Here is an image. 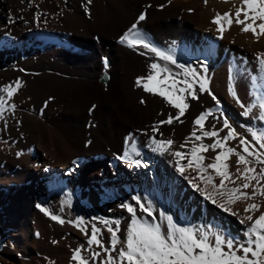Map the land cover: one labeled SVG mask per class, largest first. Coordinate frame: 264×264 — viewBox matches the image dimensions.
Listing matches in <instances>:
<instances>
[{"label": "bare ground", "instance_id": "obj_1", "mask_svg": "<svg viewBox=\"0 0 264 264\" xmlns=\"http://www.w3.org/2000/svg\"><path fill=\"white\" fill-rule=\"evenodd\" d=\"M240 3L92 0L85 11L86 0H0V89L14 86L18 80L23 84L8 102L14 103L15 109L5 111L0 119V264H75L71 256L81 246V255L89 258L90 264H102L106 253L95 245L88 246V237L69 221L83 218L89 235L95 225L100 229L98 238L111 249L110 233L102 221L120 220L117 235L123 240L124 222H131V217L120 205L131 203L139 209L133 196L152 205L156 222L163 212L172 215L180 226L210 235L223 233L237 244L246 243L251 222L241 223V219L243 209L253 201L232 205V211L241 215L223 211L191 187L189 180L198 176L197 171L189 168L181 175L177 171L179 158L153 151L151 145L153 137L172 139L170 151L188 154L193 143H213L215 138L189 139L194 128L198 129L194 120L210 110L213 115L207 118L205 130L222 129L227 118L238 135L227 146L241 151L242 137L260 151L251 138V131L264 132L260 110L257 106L244 115L230 89L245 106L264 99V80L257 60L258 54L264 53V37L257 42L250 32L242 33L241 26L233 24L221 39L217 26L211 23L217 13L234 14V6ZM38 11L46 14L39 22L35 19ZM142 13L146 19L138 29L145 38L171 55L176 64L197 73L196 78L188 79L197 80L193 87L198 99L192 100L185 93L190 107L181 117L183 123L174 120L161 125L157 132L152 126L178 110L145 92L136 80L149 74L152 63L167 66L177 79L184 76L176 64L139 46L119 43ZM200 77L208 79L217 100L199 92ZM0 95L7 99L6 93ZM227 131H220V137ZM196 134L201 135L199 130ZM129 136L134 138L139 156L131 151ZM126 150L129 158H124ZM219 151L201 153L204 164ZM190 158L188 155L179 164H187ZM247 158L257 173L264 167ZM236 159L232 156L227 161L230 172L236 171ZM239 167L243 171L245 166ZM209 174L218 184L220 178L211 169L205 175ZM252 185L258 187L255 181ZM247 191L251 194V189ZM255 202L264 211V197L257 195ZM38 204L65 223L46 216ZM137 214L153 220L146 213ZM91 251L101 255L93 261Z\"/></svg>", "mask_w": 264, "mask_h": 264}, {"label": "snow or ice", "instance_id": "obj_2", "mask_svg": "<svg viewBox=\"0 0 264 264\" xmlns=\"http://www.w3.org/2000/svg\"><path fill=\"white\" fill-rule=\"evenodd\" d=\"M91 3L92 0H86L85 11L88 10L87 5H91ZM205 3H207V0H205ZM234 7V14L230 11L223 14L217 13L211 21L212 24L217 26L216 31L219 38L222 39L223 33L235 24L241 26L242 33L250 32L258 42L261 37H264V0H241L240 5ZM41 15L46 14L38 11L35 16L37 22L40 21ZM145 19L146 15L142 13L138 20L123 33L119 43H126L130 48L139 46L164 61L176 64L171 55L159 50L138 29V24ZM9 20L12 23L15 22L11 14ZM257 21L260 23L257 24ZM140 54L144 55L145 53L141 52ZM257 60L262 73L261 79L264 80V53L258 54ZM104 66L106 68L108 66L107 59L104 60ZM176 67L182 70L183 80L177 79L167 66L161 67L157 63L150 65V71L146 77H139L136 80L138 87H142L147 93L161 97L168 105L178 110L175 115L169 113L166 120L153 125V132H157L163 124H172L174 120L183 123L181 117L185 115L190 107L189 103L186 102L185 93L191 96L192 100L198 99L197 92L193 87L197 80L194 79L190 82L188 79V77L196 78V71L186 69L182 64H176ZM198 83L200 93L207 92L213 100H217L208 87L209 81L206 77L198 78ZM178 85L183 86L178 87ZM21 87H23V84L18 80L14 86L6 85L0 89V93H6L7 95V99L0 95V119L4 118L5 111L15 109V104L9 105L8 102ZM230 92L237 103L240 104V107L244 109V115H249L258 106L260 110L259 119L264 120V99H260L258 104L253 103L245 106L241 103L234 89H230ZM141 103L143 104L145 101L141 100ZM218 104L219 101H217ZM211 115L213 113L209 110L201 113L194 120V126H198V129L194 128L189 139L194 138L195 141H202L203 138L210 140L215 138L213 143L204 144L201 142L199 145L193 143L188 154L180 151H170L174 144L172 139L157 140L153 137L151 145H154L153 151L161 154L169 153L179 158V160H184L190 155L191 158L187 160L185 165H180L179 160L177 161V171L181 175L189 168L197 171L198 176L189 180L191 187L194 191L199 192L205 200L211 201L223 211L232 215H241L232 211V205L240 201H253L243 209L244 215L241 219V223L251 222L246 232L248 236L246 243L237 244L233 238H227L223 233H212L210 235L201 229L180 226L172 215H166L163 212L159 214V222H156L152 205L150 203L145 205L138 196H133L132 199L136 202V205H139V209L131 203L120 205V207L127 210L131 217V222L126 227L123 240L117 235L121 231L120 220L102 221L107 226L108 233H110L111 249L105 248L102 239L98 238L100 233L98 227L93 225L89 235L88 230L83 226L85 223L83 218H77L74 222L69 221L88 237V246L95 245L106 253V259L102 264H264V211H261V205L255 202L257 195L264 197V184H261V181H264V167H261L257 173V169L250 166L251 161L247 158L252 157L257 164L264 165V132L258 134L256 131H251V138L259 145L260 151L253 148L249 141L242 137L239 138V144L243 146L242 150L237 151L236 148L227 146L230 140L238 138L236 130L230 125L227 118L223 119L222 129L205 130V122ZM212 129H215V125H212ZM223 129H228L227 134L220 137V131H223ZM197 130L200 131L201 135L196 134ZM127 139L133 141L131 151L139 156L140 152L137 150L134 138L129 136ZM180 147L183 148L184 145L182 144ZM210 149L213 152H216L217 149H220V151L210 163L205 165V156L201 153L208 152ZM129 156L130 153L126 150L124 158H129ZM232 156L237 157L235 172L229 171L230 165L227 162ZM129 162L139 164V161L129 160ZM239 165L245 166L243 171L240 170ZM209 169L215 173L216 177L220 178L218 184L212 175H205ZM197 179L199 183H194L193 180ZM237 181H243V183L237 184ZM252 181H255L258 187H253ZM201 184L203 187L200 186ZM228 184L234 186L228 187ZM248 189H251V194L247 191ZM37 207L57 223L62 225L65 223L61 217L50 213L47 208L41 207L39 204ZM138 211L153 217V220L150 222L143 219L138 216ZM256 213H259V215L255 216ZM36 235L39 236V233ZM117 245H120L119 249H117ZM82 247L73 250L71 260L75 264H90L89 258L81 255ZM112 252H118V255L114 257ZM100 255L99 251H91V260H96Z\"/></svg>", "mask_w": 264, "mask_h": 264}, {"label": "rangeland", "instance_id": "obj_3", "mask_svg": "<svg viewBox=\"0 0 264 264\" xmlns=\"http://www.w3.org/2000/svg\"><path fill=\"white\" fill-rule=\"evenodd\" d=\"M128 222H129V221H128V220H126V221L124 222V224H127V225H128V224L130 223V222H129V223H128Z\"/></svg>", "mask_w": 264, "mask_h": 264}]
</instances>
